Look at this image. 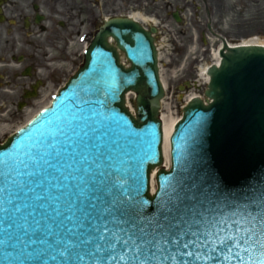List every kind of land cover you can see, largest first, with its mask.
I'll return each mask as SVG.
<instances>
[{
  "label": "water",
  "instance_id": "95a60500",
  "mask_svg": "<svg viewBox=\"0 0 264 264\" xmlns=\"http://www.w3.org/2000/svg\"><path fill=\"white\" fill-rule=\"evenodd\" d=\"M207 28L219 63L173 127L168 169L153 30L95 31L50 105L0 144V264H264V45L229 46L209 15Z\"/></svg>",
  "mask_w": 264,
  "mask_h": 264
},
{
  "label": "flooded vegetation",
  "instance_id": "af4514ba",
  "mask_svg": "<svg viewBox=\"0 0 264 264\" xmlns=\"http://www.w3.org/2000/svg\"><path fill=\"white\" fill-rule=\"evenodd\" d=\"M67 1L0 0V121L6 125L19 122L25 108L31 109L45 100L69 75V40L75 13ZM86 2L80 3L81 21L88 11ZM146 3L147 13L164 15L176 23L182 22L179 12L184 9L191 7L194 16L200 13V0H146ZM53 49L59 68L49 66L54 62L50 58Z\"/></svg>",
  "mask_w": 264,
  "mask_h": 264
},
{
  "label": "rangeland",
  "instance_id": "374dc122",
  "mask_svg": "<svg viewBox=\"0 0 264 264\" xmlns=\"http://www.w3.org/2000/svg\"><path fill=\"white\" fill-rule=\"evenodd\" d=\"M86 1L88 10L86 15L83 16L81 22L74 21L71 25L75 27L76 35L85 34L84 37L90 40V36L98 26L97 11L90 5L92 0ZM67 3L70 9L75 10L80 8L81 0H68ZM207 5L211 14L213 30L223 36L227 43L234 45L253 41L264 45V0H207ZM202 9L203 5L201 3V12L198 15V20L193 22L192 27L188 26L181 29V34L177 38L181 45L180 47L168 36L161 41V80L167 87L168 95L173 92V97L176 100L185 95L202 96L206 89L203 77L205 68L216 62V53L221 43L207 33V16ZM187 12H192V10H187ZM82 30H84V33H81ZM201 33L204 34V39H201ZM163 36L166 35L164 34ZM191 54L197 57L195 61L190 56ZM72 58L71 73L77 69L82 61L80 58L77 59L74 53ZM185 82H188L189 86L179 92ZM57 89L58 86H55L49 97L45 101L40 102L34 109L46 105L51 100L52 93ZM165 103L167 105L165 107L169 110L173 102H170V99H166ZM127 105L133 109L132 94L127 96ZM15 127L10 128L9 124L6 125V122L3 121L0 125V140L6 139L11 129H15Z\"/></svg>",
  "mask_w": 264,
  "mask_h": 264
},
{
  "label": "bare ground",
  "instance_id": "6f19581e",
  "mask_svg": "<svg viewBox=\"0 0 264 264\" xmlns=\"http://www.w3.org/2000/svg\"><path fill=\"white\" fill-rule=\"evenodd\" d=\"M251 43H257V42H251ZM162 127H163V147H164V157H165V166H167L168 164V140H169V136L172 132L173 129V120L170 119H165L162 116ZM151 189H154V186L151 187Z\"/></svg>",
  "mask_w": 264,
  "mask_h": 264
}]
</instances>
